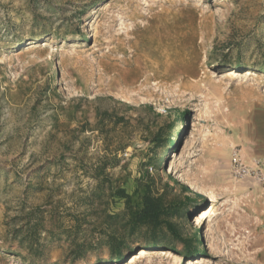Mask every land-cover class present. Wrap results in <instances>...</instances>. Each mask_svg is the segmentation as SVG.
Returning <instances> with one entry per match:
<instances>
[{"label":"rangeland","instance_id":"rangeland-1","mask_svg":"<svg viewBox=\"0 0 264 264\" xmlns=\"http://www.w3.org/2000/svg\"><path fill=\"white\" fill-rule=\"evenodd\" d=\"M0 264H264V0H0Z\"/></svg>","mask_w":264,"mask_h":264},{"label":"trees","instance_id":"trees-1","mask_svg":"<svg viewBox=\"0 0 264 264\" xmlns=\"http://www.w3.org/2000/svg\"><path fill=\"white\" fill-rule=\"evenodd\" d=\"M144 212L148 213L152 218H156L155 211L153 210L151 203H149L148 201L146 203V207L144 209ZM169 228L172 231V233L175 235V232L173 231V228L171 225L169 226ZM194 242H196V241H194ZM182 243L184 245L183 252L186 253L187 255L199 253L198 250L195 251L194 249L191 248V243L189 241L183 239ZM197 243H198V241H197Z\"/></svg>","mask_w":264,"mask_h":264},{"label":"bare ground","instance_id":"bare-ground-1","mask_svg":"<svg viewBox=\"0 0 264 264\" xmlns=\"http://www.w3.org/2000/svg\"><path fill=\"white\" fill-rule=\"evenodd\" d=\"M157 60H159V59H157ZM163 65V64H162ZM167 65V64H166ZM170 65V64H169ZM145 66V65H144ZM151 68H153L152 67V65L150 66ZM144 68V67H143ZM147 68V67H146ZM171 68V67H170ZM169 68V69H170ZM173 68V67H172ZM174 69V68H173ZM182 69V68H181ZM171 70V69H170ZM145 72V71H144ZM151 72V71H150ZM166 72H168V71H166ZM176 73V72H175ZM165 76V75H164ZM166 77V76H165ZM146 79H147V77H146ZM165 79H167V78H165ZM146 81V80H145ZM148 81V80H147ZM126 100V102H130V100H128V99H125ZM143 103H145L146 101L144 100V101H142ZM147 253H146V251L145 250H141V252L137 255V256H133V258H132V260H131V263H137V262H139L145 255H146Z\"/></svg>","mask_w":264,"mask_h":264}]
</instances>
